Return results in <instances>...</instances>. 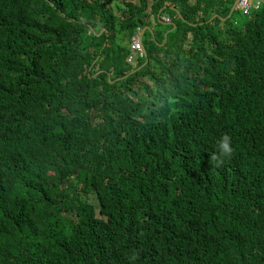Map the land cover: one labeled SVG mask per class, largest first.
I'll use <instances>...</instances> for the list:
<instances>
[{"label": "trees", "instance_id": "1", "mask_svg": "<svg viewBox=\"0 0 264 264\" xmlns=\"http://www.w3.org/2000/svg\"><path fill=\"white\" fill-rule=\"evenodd\" d=\"M240 1L0 0V264H264V0Z\"/></svg>", "mask_w": 264, "mask_h": 264}, {"label": "built area", "instance_id": "2", "mask_svg": "<svg viewBox=\"0 0 264 264\" xmlns=\"http://www.w3.org/2000/svg\"><path fill=\"white\" fill-rule=\"evenodd\" d=\"M242 9H244L248 4L247 0H241L240 1ZM168 20L170 22L169 18H164V20ZM142 31H139L138 34L132 38L131 41V50H132V55L128 59L130 63H134L137 57H142L145 55V49L143 47L142 43Z\"/></svg>", "mask_w": 264, "mask_h": 264}, {"label": "clouds", "instance_id": "3", "mask_svg": "<svg viewBox=\"0 0 264 264\" xmlns=\"http://www.w3.org/2000/svg\"><path fill=\"white\" fill-rule=\"evenodd\" d=\"M237 5L238 4H236V8H237ZM239 9H242V8H239ZM142 43H143V40H142ZM143 47H144V45H143ZM217 150H218V154H219L220 158H228V157H230L232 152H233V148L231 146L230 137L224 136L223 138H221L219 140V142H218ZM213 159H216V156H214Z\"/></svg>", "mask_w": 264, "mask_h": 264}, {"label": "rangeland", "instance_id": "4", "mask_svg": "<svg viewBox=\"0 0 264 264\" xmlns=\"http://www.w3.org/2000/svg\"><path fill=\"white\" fill-rule=\"evenodd\" d=\"M251 1V0H250ZM250 1L249 0H247V4L249 5L250 4ZM150 3H152L151 1H150ZM238 5H237V8H242V6H241V3L240 2H238L237 3ZM239 6V7H238ZM164 23V24H163ZM167 23H169L168 22V20L166 19V20H162V26L163 27H166L167 26ZM146 36V35H145ZM145 39H146V37H145ZM160 57H161V55H160Z\"/></svg>", "mask_w": 264, "mask_h": 264}, {"label": "water", "instance_id": "5", "mask_svg": "<svg viewBox=\"0 0 264 264\" xmlns=\"http://www.w3.org/2000/svg\"><path fill=\"white\" fill-rule=\"evenodd\" d=\"M234 8H235V6H234ZM234 8H233V9H234ZM144 32H145V31H143V33H144ZM141 38H142V37H141Z\"/></svg>", "mask_w": 264, "mask_h": 264}]
</instances>
